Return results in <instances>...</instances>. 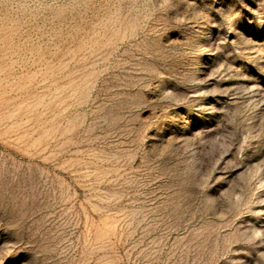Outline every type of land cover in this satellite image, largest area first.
Listing matches in <instances>:
<instances>
[{"label": "rangeland", "instance_id": "rangeland-1", "mask_svg": "<svg viewBox=\"0 0 264 264\" xmlns=\"http://www.w3.org/2000/svg\"><path fill=\"white\" fill-rule=\"evenodd\" d=\"M0 264H264V0H0Z\"/></svg>", "mask_w": 264, "mask_h": 264}]
</instances>
